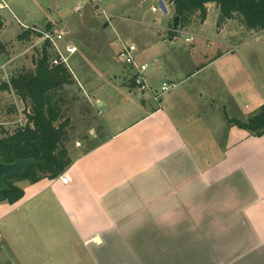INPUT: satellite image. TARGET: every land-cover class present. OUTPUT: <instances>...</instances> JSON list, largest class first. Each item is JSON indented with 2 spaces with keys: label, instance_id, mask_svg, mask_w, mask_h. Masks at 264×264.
<instances>
[{
  "label": "crops",
  "instance_id": "1",
  "mask_svg": "<svg viewBox=\"0 0 264 264\" xmlns=\"http://www.w3.org/2000/svg\"><path fill=\"white\" fill-rule=\"evenodd\" d=\"M220 15L209 5L199 26ZM173 28H156L136 60L154 91L175 87L159 105L121 63L127 74L114 86L137 117L106 136L112 122L98 120V134L67 149L73 164L61 177L19 183L24 197L0 203V264H264V136L226 120L246 122L264 106L262 54L198 26L184 30L196 36L185 48ZM199 40L212 42L207 54ZM213 103L224 115L209 112Z\"/></svg>",
  "mask_w": 264,
  "mask_h": 264
},
{
  "label": "rangeland",
  "instance_id": "2",
  "mask_svg": "<svg viewBox=\"0 0 264 264\" xmlns=\"http://www.w3.org/2000/svg\"><path fill=\"white\" fill-rule=\"evenodd\" d=\"M5 1L8 8H0V23L2 22L4 26L0 31V43L5 47L2 59L6 58V61L4 60L3 63L9 62L11 70L35 69L34 58L38 52L37 50H29L33 46V42L28 43L19 40V36L24 31H28L25 27L29 29L36 27L43 32L50 27L54 31L64 33V45L75 46L78 49L70 61L72 72L67 69L73 77V82L70 85H65L60 93V97L64 100V119L70 121L67 149L70 150L73 145L82 144L91 131L98 134L99 128L96 123L98 120H111L113 126L110 127L109 131L106 130L103 133V136H106L118 128L127 126L137 117L136 112H131L133 107L122 96L121 90L114 86V76L118 75L116 82H123L127 74L118 59V54H114L117 50L120 51L116 33L125 41L135 44L138 47L139 55L142 50V43L150 37H157L160 33L156 28L160 26L173 27L175 17L173 12L167 15L162 12L156 14L152 12L153 7L159 6L160 0H99L101 8L106 10L108 15H105L91 0ZM166 1L168 2V0ZM106 21H113L117 30L114 31L111 27L105 29ZM219 22L220 17L218 19L214 17L204 27H200L196 21V25L191 28L198 26L199 33L204 34L208 39H226L227 43L237 47L241 44H247L246 48H249L252 56L258 53L262 54L260 60H263L262 65L264 67V34L247 32L237 21H229L222 30L217 27ZM191 28L186 30L191 31ZM161 33L162 40L169 39L167 32ZM37 34L41 36L40 33ZM184 40L185 36L181 35L180 44ZM208 43L211 44L212 42L205 41L204 44L201 40L198 41L200 54H207ZM109 45L112 48L111 53L107 52ZM213 46L217 47L214 43ZM183 47L188 48L184 43ZM220 47L222 48V45H219ZM209 53L211 58L217 55L219 51L216 49L215 52L211 50ZM132 77L133 73L131 74ZM198 78L202 79V75L196 79ZM101 81L104 82L101 83ZM208 81L209 78L207 77V83ZM116 89L118 92L115 91ZM97 100L103 105L97 103L96 107L95 101ZM217 105V103H213L211 107L208 104L209 112L219 114L221 111V114L224 115L226 110L223 105L225 104H221L222 108ZM12 107L16 109V113L10 114ZM29 111L28 106L15 93L0 94L1 121L7 123L16 120L20 113L25 118L23 114H26L27 117ZM25 120L28 124V119L25 118ZM68 152L70 155L72 151ZM71 156L73 159V155Z\"/></svg>",
  "mask_w": 264,
  "mask_h": 264
},
{
  "label": "trees",
  "instance_id": "3",
  "mask_svg": "<svg viewBox=\"0 0 264 264\" xmlns=\"http://www.w3.org/2000/svg\"><path fill=\"white\" fill-rule=\"evenodd\" d=\"M174 16L180 18L179 30L201 24L207 20L209 5H215L226 21H237L247 32L264 31V0H168ZM2 25L0 24V31ZM52 30L48 27V30ZM35 38L33 39V36ZM40 35L32 30L24 31L20 41L37 42ZM5 47L0 43V64ZM52 54L44 49L34 58L35 69L15 71L11 84L15 94L31 110L29 119L34 127L18 130L13 134L2 129L0 136V162L14 163L16 160L35 159L38 165L27 168L21 176L6 178L7 191H0V203L15 204L24 197L19 183L36 184L44 179L61 177L73 164L66 148L69 141V119H64L60 97L65 85L73 82L72 75L63 66L51 67ZM6 61V60H5ZM10 92L6 84L0 86V94ZM16 113L15 108L10 114ZM229 124L249 132L254 137L264 136V106L246 122L229 119Z\"/></svg>",
  "mask_w": 264,
  "mask_h": 264
},
{
  "label": "built area",
  "instance_id": "4",
  "mask_svg": "<svg viewBox=\"0 0 264 264\" xmlns=\"http://www.w3.org/2000/svg\"><path fill=\"white\" fill-rule=\"evenodd\" d=\"M0 8L7 9L8 5L5 0H0ZM95 2L99 9L105 14L108 15L107 11L101 8L99 0H91ZM153 13L161 12L160 7H153ZM27 30H32L33 32L40 33L41 37L37 42H34L29 50H37L38 53L43 52L44 49H47L52 54L51 59V67L54 66H63L66 69H69L72 72L70 67V61L73 56L77 53L78 49L75 46H67L64 45L65 42V35L62 32H57L54 30L49 31H39L36 28L29 29L25 27ZM170 34L172 35V40L177 41L180 39L181 35L185 36L186 43H193L196 39V36L192 33L184 32V30L179 29H171ZM117 43L120 47V51L118 53V59L121 63H123L126 67L131 69L133 73V83L137 87L139 92H151L153 94L154 100L156 103L160 105L163 97L171 91L175 86L170 85L169 83L165 82L159 88L158 91H154L151 86L148 84L145 78V72L148 69L147 65L139 64L136 60L137 54V46L129 41H125L119 35H116ZM14 70L9 68L8 63H1L0 64V83L6 84L10 88L11 93H15L11 84L12 78L14 77ZM25 118L28 119V124L25 118L20 115L17 116L16 120L10 122H4L0 120V136L2 135V129L5 132H9L13 134L18 130L25 129L27 127H34V123L29 119V115H31V110L26 117V114H23Z\"/></svg>",
  "mask_w": 264,
  "mask_h": 264
},
{
  "label": "water",
  "instance_id": "5",
  "mask_svg": "<svg viewBox=\"0 0 264 264\" xmlns=\"http://www.w3.org/2000/svg\"><path fill=\"white\" fill-rule=\"evenodd\" d=\"M159 7L162 13L166 15L168 14V8L163 0L159 1ZM225 21H226L225 16L220 15V22H219L220 26H223ZM179 26H180V18L176 16L174 17L173 20V27L174 29H178ZM107 27L108 25L106 24L105 28ZM35 165H38V161L35 159H24V160L18 159L14 163H10V164L0 162V191L8 190V186L5 183L6 178L21 176L26 172L27 168L33 167Z\"/></svg>",
  "mask_w": 264,
  "mask_h": 264
}]
</instances>
